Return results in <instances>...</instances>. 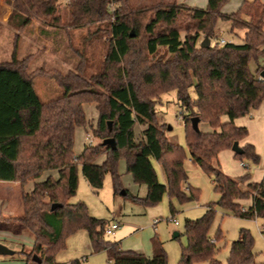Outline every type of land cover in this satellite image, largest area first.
<instances>
[{
    "label": "trees",
    "instance_id": "1",
    "mask_svg": "<svg viewBox=\"0 0 264 264\" xmlns=\"http://www.w3.org/2000/svg\"><path fill=\"white\" fill-rule=\"evenodd\" d=\"M228 1L207 0L205 9L174 0L134 9L128 0H68L65 22L58 0H4L10 7L7 24L18 30L38 19L50 27L71 29L105 22L110 34L98 74L87 80L81 71H50L63 94L48 102H41L34 91V73H26L29 56L17 60L14 49L10 62L0 63V182L22 187L33 182L29 192L21 193L22 214L0 218V232L31 234L33 244L26 264H57L54 254L77 230L86 231L91 249L106 252L111 264H168L165 249L155 237L149 258L124 251L118 242L103 240L106 222L89 216L85 203L68 201L76 194L80 172L94 191L103 187L109 174L114 193L124 192L138 205L155 206L165 194L180 203L197 198V190L187 187L186 195L182 189L187 180L183 148L169 142L157 124L156 99L170 90H175L184 120L190 161L212 177L213 192L218 196L216 202L205 205L202 217L185 220L187 245L181 249L178 264H221L214 257L222 231L209 235L216 207L234 217L264 221V174L259 183L250 182L248 174L230 178L215 163L221 150H231L233 142L248 136L234 120L264 108V81L259 82L256 72L249 69L250 62L257 64L262 56L258 51L264 45V3L244 0L236 11L224 14L221 9ZM115 3L118 5L111 11ZM218 20L231 22V32H243L241 43L198 46L200 35L212 37ZM159 49L164 53L159 54ZM90 103L98 113L94 134L102 141L113 138L116 147L102 143L85 146L75 157V128L85 126L82 104ZM223 116L228 120L224 122ZM192 118L206 123L211 131L194 130ZM138 125L143 129L137 141L134 129ZM240 148L243 154H234L235 158L258 162L252 144ZM102 155L104 161L96 164ZM120 160H124L133 183L146 186L143 197L123 190L117 167ZM42 176L44 179L37 181ZM245 184L244 191L241 187ZM247 199L252 204L245 210L239 201ZM52 205L57 206L52 209ZM170 209L172 213V206ZM252 241L250 232L241 229L231 242L226 264H257ZM34 254L39 255L38 263L32 259ZM69 264L81 263L74 260Z\"/></svg>",
    "mask_w": 264,
    "mask_h": 264
},
{
    "label": "rangeland",
    "instance_id": "2",
    "mask_svg": "<svg viewBox=\"0 0 264 264\" xmlns=\"http://www.w3.org/2000/svg\"><path fill=\"white\" fill-rule=\"evenodd\" d=\"M242 1L244 0H229L222 6L221 12L236 11ZM182 2L189 7L206 8V0H176L177 4ZM67 3V0H58V10L64 14L65 22L67 19V11H65ZM159 3H166V0H128V4L134 9L150 8V6ZM259 3L262 2L259 1ZM117 5V3L111 5L110 10L113 11ZM9 11L10 7L4 4V0H0V63L10 62L14 49L17 60L22 61L29 56L30 62L27 65L26 73H34L33 88L41 102L55 100L63 94V90L50 71L61 74L73 70L81 71L80 74L87 80L91 75L100 72L110 37L105 22L91 24L84 28L71 29L50 27L48 22L33 19L25 29L18 30L10 23L7 24ZM108 21H112V18H109ZM217 22L212 37L208 38L210 39V46L216 45V42L221 39H224L227 43H241L243 32H231V22L222 20ZM184 34V32L180 34L181 39H183ZM204 37L206 36H199L198 46L204 40ZM263 48L264 45L259 48L258 52L262 56L258 63L250 62L249 64V69L254 73L256 72V76L260 75L264 69ZM163 53L164 50L159 49V54ZM39 69H41V73L37 72ZM190 94L194 96L192 90H190ZM175 96V90H170L156 99L154 108L157 124L162 126L163 134L166 135L169 142L171 141L183 148L185 154L183 166L187 174V180L182 189L186 195L189 194L187 187L197 190L196 199L180 203L175 198L170 200L165 194L162 201L155 206L138 205L121 195V192L114 193L109 174L104 178L103 187L94 191L85 183L80 172L76 194L68 201L70 204H75L78 201L85 203L89 216L104 220L106 222L105 226H109L113 220L120 222V227L115 230L113 235L103 234V240L106 242H120L124 251H136L139 248V250H150L151 239L155 237L165 249L168 264H178L181 249L187 245L184 235L185 220L202 217L205 205L218 200V196L213 192L212 177L190 161V153L185 143L184 120L179 113V108H177ZM82 105L86 124L75 128L72 148L75 157L81 154L84 146H95L103 142L94 134L98 124L96 105L93 103ZM259 109L260 107L250 111L245 117L238 118V122L243 123L248 132V136L238 142V146L252 144L259 158L258 162L253 163L250 159L235 158L234 153L232 154L229 149L221 150L217 155L215 163L230 178L239 177L246 173L241 168L240 162H246V164L254 166L253 171L250 172L252 177L262 173L264 168V110ZM227 120V117L223 116V121ZM142 129L143 127L140 125L134 129L137 141L142 137ZM197 129L200 132L211 131L208 125L203 122L199 123ZM104 159L105 157L102 155L95 160V163L101 164ZM117 167L123 190H127L133 196L143 197L146 194V186L133 183L131 175L126 170L124 160H120ZM159 176L161 178L160 174ZM44 177L42 176L37 181L43 180ZM32 183L29 182L23 187L17 183L0 185V208L4 207L6 202H9L13 216L21 215V193L29 192ZM0 210L3 213V209ZM215 212V219L210 227L209 235L213 237L217 230L221 229L223 239L215 242L217 252L214 258L221 264H226L231 242L236 241L241 229H246L252 235V251L256 263L263 264L264 231L261 233L259 228L264 226V221L257 217L251 219L234 217L220 207H216ZM0 218L3 217L0 216ZM175 222H177V225L174 224ZM174 233L179 235L175 237ZM32 238L29 233H23L15 237L0 232V243L10 250V254L0 255V264H26V255L30 254L32 250ZM33 256L39 257L37 254ZM54 260L57 264H69L74 260H79L81 264H111L108 261L106 252H96L91 249L88 234L84 230H77L75 234L66 237L62 249L54 254ZM194 264H208V262H195Z\"/></svg>",
    "mask_w": 264,
    "mask_h": 264
},
{
    "label": "crops",
    "instance_id": "3",
    "mask_svg": "<svg viewBox=\"0 0 264 264\" xmlns=\"http://www.w3.org/2000/svg\"><path fill=\"white\" fill-rule=\"evenodd\" d=\"M166 1H171V0H166ZM175 2H176V0H174ZM260 2H262V3H264V0H259ZM206 3H207V0H206ZM180 5H182V4H184V5H186L185 3H179ZM203 9V8H202ZM229 13H231V12H229ZM229 13H224V14H229ZM260 109H262V110H264V108L263 107H260ZM259 109V110H260ZM234 124L236 125V126H238V127H243V128H245L244 126H243V123H239L238 122V118L237 119H235L234 120ZM208 132V131H207ZM85 147V146H84ZM232 154H233V152H232ZM246 173H243L242 175H245ZM263 174H264V168H263V170H262V173L260 174V175H258V176H256V177H252L251 175H250V182H256V183H259V182H261V180H262V177H263ZM241 175V176H242ZM240 177V176H239ZM82 178H83V176H82ZM83 180L85 181V179L83 178ZM85 183H86V181H85ZM213 183V182H212ZM18 184V183H17ZM87 184V183H86ZM0 185H13V183H6V182H0ZM89 186V185H88ZM212 187H213V185H212ZM242 190H246V184L245 185H243L242 187ZM239 203L241 204V206H242V208L243 209H245V210H247V209H249L250 208V206H251V204H252V200L251 199H247V200H241V201H239ZM0 209H3V213H1L2 212V210H0V216H2L3 218H13L14 216H13V213H12V211H11V209H10V205H9V202H6L5 203V205H4V207H2V208H0ZM2 233H4V232H2ZM8 234V233H7ZM15 237H17V236H15ZM32 241H33V238H32ZM118 244H119V246H120V248L122 249V250H124L123 249V247L121 246V244H120V242H118ZM151 245V244H150ZM140 249V248H139ZM139 249H136V251L135 252H137V253H140L141 251H143L144 253H142L145 257H147V258H149V257H151V255H152V245H151V249L149 250V249H141V250H139ZM140 253V254H141Z\"/></svg>",
    "mask_w": 264,
    "mask_h": 264
},
{
    "label": "water",
    "instance_id": "4",
    "mask_svg": "<svg viewBox=\"0 0 264 264\" xmlns=\"http://www.w3.org/2000/svg\"><path fill=\"white\" fill-rule=\"evenodd\" d=\"M132 33V32H131ZM130 37H133V34L130 35ZM204 40L201 41L200 46L202 47H210V39H208L207 37L203 38ZM260 77L262 79H264V69L262 70V72L260 73ZM198 124H199V119L198 118H192L191 119V126L194 130H198ZM111 126V123H109V128ZM103 146H109L111 149H114L116 147L115 145V140L113 138H106L105 140H103L102 142ZM231 151L234 154L237 155H242L243 154V149L240 148L238 146V142H233L232 146H231ZM121 195L124 196V192H121ZM57 205H52V209H54ZM174 236L177 237L178 233H174ZM10 254V250L8 248H6L3 244L0 243V255H8ZM35 262H39V260L36 258V256H33L32 258Z\"/></svg>",
    "mask_w": 264,
    "mask_h": 264
},
{
    "label": "built area",
    "instance_id": "5",
    "mask_svg": "<svg viewBox=\"0 0 264 264\" xmlns=\"http://www.w3.org/2000/svg\"><path fill=\"white\" fill-rule=\"evenodd\" d=\"M67 2H68V0H67ZM226 44H227V42L224 39H221L219 42H216L217 46H223ZM257 79L259 82L264 81V79H262L260 77V75L257 76ZM90 143H91V141H90ZM239 164H240L241 168L244 169L246 171V174H248V175H250V172H252L254 169V166H250V165L246 164V162H240ZM185 185H186V182H185ZM174 224L177 225V222H175ZM120 225H121L120 222H115V220H113V222L110 223L109 226L104 227V233L108 236L113 235L115 233V230L118 229L120 227ZM259 230L262 233L264 231V226L262 228H259Z\"/></svg>",
    "mask_w": 264,
    "mask_h": 264
}]
</instances>
